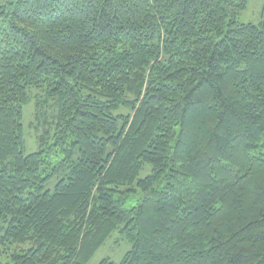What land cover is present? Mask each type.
<instances>
[{
	"label": "trees",
	"instance_id": "1",
	"mask_svg": "<svg viewBox=\"0 0 264 264\" xmlns=\"http://www.w3.org/2000/svg\"><path fill=\"white\" fill-rule=\"evenodd\" d=\"M247 5L0 0V264H89L118 228L132 249L100 264H264V9L242 24Z\"/></svg>",
	"mask_w": 264,
	"mask_h": 264
},
{
	"label": "rangeland",
	"instance_id": "2",
	"mask_svg": "<svg viewBox=\"0 0 264 264\" xmlns=\"http://www.w3.org/2000/svg\"><path fill=\"white\" fill-rule=\"evenodd\" d=\"M264 9V0H248L246 10L239 16V22L242 24L259 25L262 21ZM24 136L26 139V153L30 154L37 150L38 136L42 132L38 120L35 119V104L31 103L24 111ZM147 172H143L141 177H146ZM55 182L52 184L54 187ZM2 234V232H0ZM132 249V244L121 234L120 229L114 231L104 245L98 250L89 264H100L107 259L114 263H121L128 252Z\"/></svg>",
	"mask_w": 264,
	"mask_h": 264
}]
</instances>
